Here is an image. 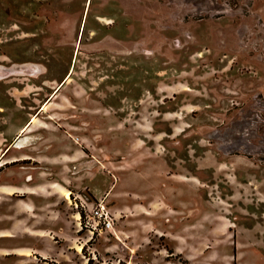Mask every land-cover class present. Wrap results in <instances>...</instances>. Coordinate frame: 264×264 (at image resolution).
I'll use <instances>...</instances> for the list:
<instances>
[{
	"label": "rangeland",
	"instance_id": "1",
	"mask_svg": "<svg viewBox=\"0 0 264 264\" xmlns=\"http://www.w3.org/2000/svg\"><path fill=\"white\" fill-rule=\"evenodd\" d=\"M31 114L0 264H264V0H0V129Z\"/></svg>",
	"mask_w": 264,
	"mask_h": 264
},
{
	"label": "crops",
	"instance_id": "2",
	"mask_svg": "<svg viewBox=\"0 0 264 264\" xmlns=\"http://www.w3.org/2000/svg\"><path fill=\"white\" fill-rule=\"evenodd\" d=\"M53 96H55V94ZM46 104L41 105V107H43L44 109L47 108V105ZM26 112L27 111L22 110L20 112L21 117H24L26 115L25 114ZM32 115L33 114H31V116L27 120L21 118L20 121H19V123L16 125V131L13 130V132H11V131L8 132L4 128L0 129V149L2 147V149L0 151V154L4 153L5 154L4 155L5 157H9L8 158L9 159V162L10 161H13V160L25 159L24 156L21 158V157H18L16 155V154L19 155L20 153L22 155L25 154V153L23 154V152H25V151H23V148H25V147L17 148L16 147V145H17L16 143L19 142L20 140H23V142H25V140H29L28 139L29 138V135L27 136L26 134L27 133H30L29 130L34 125V123H33L34 121H31L30 122L31 117H33ZM33 120H34V118H33ZM14 132L17 133V136L18 137H16V138L15 137L14 138H10V136L14 135ZM22 135H23V137H22ZM11 140H12V142H11ZM139 146H141V143H136L135 144V147H139ZM162 167H163V171H166V167L168 169V166L166 165V163ZM121 172H124V171H121ZM167 172H168V174H167L166 177L168 179L165 182L164 187H162L161 185H159L158 187H152L157 192L158 198L161 199V201L166 202V201L170 200V198H171L172 195H173L172 198H174L175 197V195H174L175 194V191L177 189H180L181 188L182 189L181 196H179L177 198L178 199H180V198H183L184 199V195H182V194L186 193V180H185L186 174H184V173L183 174H177L178 176H182V178L181 179L180 178L172 179L171 176L172 175H175V173L174 172L171 173L168 170H167ZM1 186H4V187H13V185H11L9 183L3 184Z\"/></svg>",
	"mask_w": 264,
	"mask_h": 264
},
{
	"label": "built area",
	"instance_id": "3",
	"mask_svg": "<svg viewBox=\"0 0 264 264\" xmlns=\"http://www.w3.org/2000/svg\"><path fill=\"white\" fill-rule=\"evenodd\" d=\"M90 217L94 220L93 228L98 227V231H101L102 228L109 229L112 227V218L102 204L98 205L94 210L92 209Z\"/></svg>",
	"mask_w": 264,
	"mask_h": 264
},
{
	"label": "bare ground",
	"instance_id": "4",
	"mask_svg": "<svg viewBox=\"0 0 264 264\" xmlns=\"http://www.w3.org/2000/svg\"><path fill=\"white\" fill-rule=\"evenodd\" d=\"M33 120V118H31V120L30 121H32ZM69 196V193H66L65 194V197H68Z\"/></svg>",
	"mask_w": 264,
	"mask_h": 264
}]
</instances>
